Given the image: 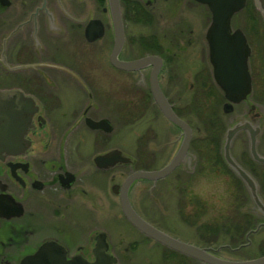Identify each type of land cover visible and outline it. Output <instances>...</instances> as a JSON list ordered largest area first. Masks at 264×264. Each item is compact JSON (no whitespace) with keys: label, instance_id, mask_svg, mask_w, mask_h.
Returning <instances> with one entry per match:
<instances>
[{"label":"flooded vegetation","instance_id":"flooded-vegetation-1","mask_svg":"<svg viewBox=\"0 0 264 264\" xmlns=\"http://www.w3.org/2000/svg\"><path fill=\"white\" fill-rule=\"evenodd\" d=\"M118 5L122 41L115 52L108 0H0V91L20 97L13 103L29 99L12 119L17 124L23 120L19 125H26L25 131L18 138L0 137V264H21L46 242L63 247L67 259L82 256L91 261L98 235H104L116 264L121 255L138 252L163 264L247 262L264 257V40L259 42L254 35H264V15L254 0H245L243 8L229 18L224 45L232 46L234 32H242L249 51L250 88L225 112L227 100L209 59L212 13L208 4L118 0ZM146 56L157 60L132 70L113 62ZM155 68L160 91L189 126L191 136L174 169L162 177L133 180L126 195L146 223L202 250L207 260L146 235L122 211L120 194L128 175L165 166L183 136L154 100L150 76ZM197 99L207 112L199 126L190 118ZM149 108L173 127L161 145L157 132L153 136L154 159L167 156L168 162L152 169L135 167L138 157L128 153L130 163L111 167L107 153L112 149L128 156L119 142L112 145L113 123L119 134L128 121L142 117ZM132 112L139 115L128 120ZM238 124L247 127L234 134L229 155L237 169L252 179V188L224 157L226 131ZM207 180L213 184H204ZM135 182L150 183L155 219L141 215L130 201ZM206 192L214 193L216 200ZM223 192L229 201L222 200ZM166 195L176 198L178 217L171 222L158 213L159 201ZM111 219L136 235L122 249L111 245ZM149 244L158 248L142 247Z\"/></svg>","mask_w":264,"mask_h":264},{"label":"water","instance_id":"water-1","mask_svg":"<svg viewBox=\"0 0 264 264\" xmlns=\"http://www.w3.org/2000/svg\"><path fill=\"white\" fill-rule=\"evenodd\" d=\"M203 1L208 4L212 13V21L208 30L209 59L213 66L214 79L224 91L225 99L227 100V103L225 105L227 107L224 111L227 112L229 110L230 104L232 102L235 103L244 99L250 88V78L246 69V59L249 51L242 32L240 30L234 32L233 36L234 41L236 42H234L232 46L226 47L224 45L227 34L226 27L228 25L229 18L233 12L243 8L245 0ZM108 2L113 18L116 52L122 41V24L120 19V11L118 0H108ZM254 4L256 8L264 15V0H254ZM152 60L157 59H155L154 56H146L142 59L130 62L116 63L114 60L113 62L118 67L132 70L145 65ZM156 73L157 69L155 68L153 69L150 76V83L154 100L156 101L164 117L174 123L183 131V136L177 152L165 166L158 170H137L128 175L123 183L120 194L122 211L127 220L146 235L184 254L193 256L198 259L207 260V257L205 256L206 254L202 250L185 242L176 240L146 223L132 209L126 195L128 186L133 180L139 178L151 179L162 177L164 175H167L172 169H174L183 158L191 136L189 126L175 115V113L166 102L165 97L158 87ZM12 95L13 92L0 91V137L14 136L15 138H18L21 135L20 131H25V129L27 128L26 125H19L21 123H24L23 120H20V123L17 124L12 119L13 115L17 116L23 111V105H28L29 99H25L26 102L24 101L22 103H19L15 101L13 103L14 100L12 99L18 98L19 96L11 97ZM31 104L32 103H30V105ZM34 109L30 110V113L33 112ZM242 127L247 126L238 124L237 126H233L227 129L224 142V157L229 165L232 168L236 169L243 181L252 188V179L244 171L237 169V166L229 155L230 142L234 134ZM16 143L17 142L15 141V145ZM107 157H110L111 167L118 163H130L132 161L129 156L122 154L118 149H112L111 151H109L107 153ZM252 195L254 200L258 204H260L256 194L253 192V189ZM107 250L108 243L105 241L104 235L97 236L93 250L94 255L91 261H88L82 256H74L67 259L63 247L57 245L54 242H46L37 250L36 253L24 257L21 261V264H116V258L113 255L109 254ZM260 261H264V257L255 261L247 262H227L212 260V262L215 264H257Z\"/></svg>","mask_w":264,"mask_h":264},{"label":"rangeland","instance_id":"rangeland-1","mask_svg":"<svg viewBox=\"0 0 264 264\" xmlns=\"http://www.w3.org/2000/svg\"><path fill=\"white\" fill-rule=\"evenodd\" d=\"M260 34L261 36L263 35V33ZM254 35L257 36L259 42H262L264 40V35L262 37H259V35L256 32H254ZM165 90L168 91L166 82H165ZM127 92H130L129 87L127 88ZM172 97H174V95ZM205 113H207L205 110V106L203 105L202 102L198 101L197 99L196 108L192 110L190 117L192 119V122L198 124L199 126L201 124L200 118L203 119V115ZM137 114L139 115L138 112L130 113V115L128 116V120H130L131 118L134 119L135 118L134 116ZM113 124H115L116 131L112 132L111 134L112 145H117V143L119 142L127 151L128 156H130L129 154L133 155V157L137 155L138 160H137V165L135 167L152 169V168L160 167L168 162L167 156L165 158H159L155 160L152 155L153 149L156 148L155 145L156 141H154L153 138L155 132H157L156 137L159 144L161 145L164 141V138L166 137L165 133L168 131V128H173L172 125L168 123L167 120L160 113H158V111H155L154 108H149L145 113H143L142 117L135 118V120L131 122L128 121L126 123V128L124 129V131L120 132L119 134L116 123L114 122ZM204 184L208 185L213 183L207 180L206 183L204 182ZM146 185L144 182H135L131 188L130 201L135 205L136 209L141 215L151 220V219H155V216H153L152 199H151V193L149 191L151 190L149 188L150 183H148L147 186ZM206 194L207 197H209L211 200L213 201L216 200V198H214L215 195L214 193L206 192ZM222 196H223L222 200L224 201L230 200V198L226 193L223 192ZM111 200L115 201V198L112 196ZM158 206H159L158 213L160 216H163L165 220L170 218L169 221L171 222L174 221V218L177 219L178 214H177L176 198L175 199L170 198L168 195H166L165 199L162 202L159 201ZM166 206L168 207V209L166 208ZM112 220L113 219H111V231H112L110 236L111 245L112 247L114 246L115 249H117V247H120V249H122L126 247L128 245V242L131 241L133 237H136V235H132L131 230H129L125 226L120 227L119 224L113 223ZM118 229H121V231L124 233L123 234L120 233L119 231H117ZM142 247L146 249L158 248L153 244L145 245ZM143 253H145V251H143ZM118 264H163V263L159 262V260H157L155 257H145L143 256V254L140 255L138 252L137 255L128 256V257L121 255L119 257Z\"/></svg>","mask_w":264,"mask_h":264}]
</instances>
